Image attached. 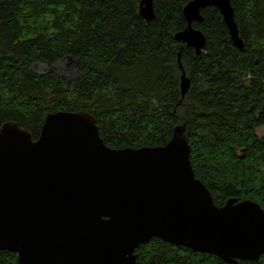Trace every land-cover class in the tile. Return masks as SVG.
<instances>
[{
  "label": "trees",
  "instance_id": "trees-1",
  "mask_svg": "<svg viewBox=\"0 0 264 264\" xmlns=\"http://www.w3.org/2000/svg\"><path fill=\"white\" fill-rule=\"evenodd\" d=\"M140 1L0 0V128L16 121L37 139L48 113L83 110L108 146L139 148L167 144L186 124L195 174L215 203L264 208V0H231L244 48L217 7L202 9L201 54L175 38L190 0H154L150 21ZM179 53L191 87L178 105ZM65 59L72 76L55 67ZM136 253L137 264H229L158 237ZM0 264H20L18 255L0 250ZM241 264H264V254Z\"/></svg>",
  "mask_w": 264,
  "mask_h": 264
},
{
  "label": "water",
  "instance_id": "water-1",
  "mask_svg": "<svg viewBox=\"0 0 264 264\" xmlns=\"http://www.w3.org/2000/svg\"><path fill=\"white\" fill-rule=\"evenodd\" d=\"M217 7L234 44L244 48L231 0H190L187 26L175 38L201 54L206 35L193 22ZM140 15L155 16L154 0ZM181 104L191 87L181 53ZM153 237L211 253L229 264L264 254V208L253 199L215 203L196 176L186 124L169 142L108 146L86 111L47 114L40 136L16 121L0 128V250L20 264H137L136 249Z\"/></svg>",
  "mask_w": 264,
  "mask_h": 264
},
{
  "label": "rangeland",
  "instance_id": "rangeland-1",
  "mask_svg": "<svg viewBox=\"0 0 264 264\" xmlns=\"http://www.w3.org/2000/svg\"><path fill=\"white\" fill-rule=\"evenodd\" d=\"M57 71L62 75H69L72 76L74 74V70L72 65L68 59H65L55 65ZM37 69L39 72H45L48 69V66L43 63L37 64ZM258 133L260 135H264V125L258 128Z\"/></svg>",
  "mask_w": 264,
  "mask_h": 264
}]
</instances>
